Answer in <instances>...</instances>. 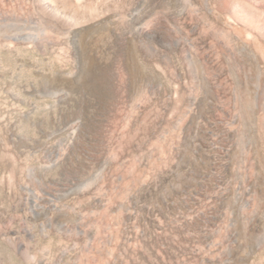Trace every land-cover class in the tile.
I'll return each instance as SVG.
<instances>
[{"label": "rangeland", "instance_id": "1", "mask_svg": "<svg viewBox=\"0 0 264 264\" xmlns=\"http://www.w3.org/2000/svg\"><path fill=\"white\" fill-rule=\"evenodd\" d=\"M0 264H264V0H0Z\"/></svg>", "mask_w": 264, "mask_h": 264}, {"label": "bare ground", "instance_id": "2", "mask_svg": "<svg viewBox=\"0 0 264 264\" xmlns=\"http://www.w3.org/2000/svg\"><path fill=\"white\" fill-rule=\"evenodd\" d=\"M100 23H101V22H100ZM237 34H238V33H237ZM111 36H112V35H111ZM115 36H116V35H115ZM240 37H241V36H240ZM114 38H115V37H114ZM242 38H243V37H242ZM115 40H116V39H115ZM178 88H179V87H178ZM177 90H178V89H177ZM180 95H181V93H180ZM180 95H179V96H180ZM180 97H181V96H180ZM178 98H179V97H178ZM178 100H179V99H178ZM178 100H177V101H178ZM179 101H180V100H179ZM181 159H182V158H181ZM184 159H185V158H184ZM162 173H163V172H162ZM237 224H238V223H237ZM239 224H240V223H239Z\"/></svg>", "mask_w": 264, "mask_h": 264}]
</instances>
